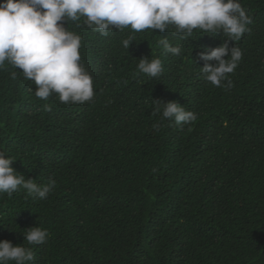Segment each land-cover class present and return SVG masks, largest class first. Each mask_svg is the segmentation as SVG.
Segmentation results:
<instances>
[{
  "label": "trees",
  "instance_id": "obj_1",
  "mask_svg": "<svg viewBox=\"0 0 264 264\" xmlns=\"http://www.w3.org/2000/svg\"><path fill=\"white\" fill-rule=\"evenodd\" d=\"M239 2L252 23L235 42L243 56L230 90L208 82L198 58L227 38L194 30L180 39L171 26L102 36L83 19L62 21L82 37L80 63L93 80L83 104L37 98L5 61L0 152L25 179L56 184L43 200L22 187L0 194V240L31 247L29 264H264V0ZM142 57L160 58L162 74L139 73ZM155 99L197 120L153 115ZM35 226L50 235L29 246L22 235Z\"/></svg>",
  "mask_w": 264,
  "mask_h": 264
},
{
  "label": "clouds",
  "instance_id": "obj_2",
  "mask_svg": "<svg viewBox=\"0 0 264 264\" xmlns=\"http://www.w3.org/2000/svg\"><path fill=\"white\" fill-rule=\"evenodd\" d=\"M81 19L102 36L113 29L164 32L170 26L180 39L190 38L194 30L213 36L222 33L227 39L217 47L199 52L198 58L206 62L200 68L205 79L213 86L229 90L233 84L228 74L234 72L243 56L235 42L252 23L239 0H0V68L7 61L22 70L25 79L34 82L35 96L41 100L54 93L65 104L92 100L93 80L80 63L82 37L61 23ZM133 41L130 35L122 46L128 49ZM228 41L233 46L229 47ZM158 45L174 56L181 53V48L171 46L167 38L161 37ZM137 69L156 78L163 72L162 61L158 57H142ZM11 75L14 79L15 73ZM153 105V115L162 113V118L173 120L177 126L197 120L195 113L176 101L165 103L155 99ZM13 162L0 152V194L11 196L22 187L29 196L46 199L56 182L50 179L41 186L34 179H25L10 166ZM49 235L47 229L35 226L27 228L22 236L31 246L44 243ZM33 259L31 247L0 240V264H29Z\"/></svg>",
  "mask_w": 264,
  "mask_h": 264
}]
</instances>
